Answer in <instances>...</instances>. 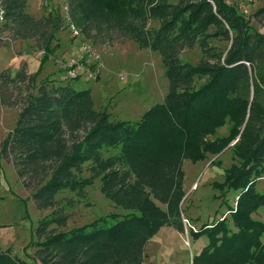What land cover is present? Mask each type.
<instances>
[{"label": "trees", "instance_id": "trees-1", "mask_svg": "<svg viewBox=\"0 0 264 264\" xmlns=\"http://www.w3.org/2000/svg\"><path fill=\"white\" fill-rule=\"evenodd\" d=\"M0 2L9 37L33 40L43 51L32 74L26 64L14 74L0 71L2 98L26 81L35 90L22 97L0 158L12 162L36 209H51L27 245L35 247V263L0 247V264H144L146 244L161 227L184 231V160L226 148L232 162L213 187L231 220L189 229L192 238L206 237L192 264H264V221L252 216L264 206V189L256 187L264 178V2L248 16L227 0H65L81 35L97 42L115 34L160 56L167 91L134 121L96 109L91 90L69 79L35 84L64 17L53 7L34 16L28 0ZM194 47L200 60H183L182 51ZM224 123L228 134L216 135ZM95 179L123 212L56 228L68 219L56 194L83 197ZM228 193L237 197L235 206L224 200Z\"/></svg>", "mask_w": 264, "mask_h": 264}, {"label": "rangeland", "instance_id": "rangeland-1", "mask_svg": "<svg viewBox=\"0 0 264 264\" xmlns=\"http://www.w3.org/2000/svg\"><path fill=\"white\" fill-rule=\"evenodd\" d=\"M227 1L235 4L240 12L248 16L264 2V0ZM62 4V0H28V10L34 16H40L46 14L50 7L60 12ZM62 23L53 42L56 45L54 52L44 63L35 84L46 77L54 84L69 79L75 88H89L94 107L96 109L107 107V111L114 119L137 120L147 108L163 100L167 91V79L163 73L160 56L156 52L148 48L141 49L134 41L115 34L111 39L104 38L97 42L83 35L74 38L68 30L65 18ZM251 23L259 28L258 22ZM9 36L10 33L2 29L0 71L8 68L14 74L26 64L27 72L34 73L43 54L42 49L33 46V40L20 41ZM84 43L90 46V50L85 53L81 50ZM181 57L183 60L196 63L200 60L201 53L198 47L185 48ZM74 61H81L84 71L79 75L69 76L68 70ZM32 91H35L32 84L26 81L11 88L4 98L0 94V144L15 124L22 97ZM219 134L220 136L228 134V123L217 128L216 135ZM231 162L232 154L229 148L215 155L208 153L205 159L197 162L184 160L185 196L181 209L189 225L182 220L183 224L185 223L183 232L172 226L164 228L160 235V240L166 243L162 248L163 252L161 248H156V244L150 243L144 255V264H189L190 257L206 244L204 235L192 238L189 229L196 231L201 224L221 220L226 215L230 222V212L226 211L222 199L217 196L220 191L213 187V182L222 181L223 169ZM87 175L88 172L84 170L83 176ZM256 187L259 190L264 189V178L257 181ZM30 194L31 189L25 187L17 178L12 162L5 157L0 158V196L3 197L0 200V247L9 248L12 255L35 263L33 257L35 247L27 245L38 218L51 209L38 211ZM223 198L229 204L234 201L232 193L225 194ZM56 199L57 205L63 206L68 214L64 227L51 225L58 229L82 225L110 212H123L100 192L97 179L86 187L83 197L63 190L56 194ZM252 216L264 221V206L259 207Z\"/></svg>", "mask_w": 264, "mask_h": 264}, {"label": "built area", "instance_id": "built-area-1", "mask_svg": "<svg viewBox=\"0 0 264 264\" xmlns=\"http://www.w3.org/2000/svg\"><path fill=\"white\" fill-rule=\"evenodd\" d=\"M62 1H63V4L60 7V12H61L62 16L66 19L68 30H69L72 37L79 38L81 36V33H80L79 29L75 26V24L69 20L67 3L65 2V0H62ZM4 22H5V9L0 2V34L2 32ZM81 50L83 53L88 52L90 50V46L87 43H84L81 46ZM83 71H84V67H83V64L81 63V61L80 62L74 61L71 65V68L68 70V75L69 76H76V75H79L80 73H82ZM87 75L91 76V74H87ZM236 200H237V197L234 198V201L232 203L234 206L236 205ZM182 220H183V222H186L189 225L188 219H186V218L184 219V217L182 216ZM189 264H192V256L190 257Z\"/></svg>", "mask_w": 264, "mask_h": 264}, {"label": "crops", "instance_id": "crops-1", "mask_svg": "<svg viewBox=\"0 0 264 264\" xmlns=\"http://www.w3.org/2000/svg\"><path fill=\"white\" fill-rule=\"evenodd\" d=\"M164 228H170L169 226H163V227H161L160 229H159V231L148 241V243L146 244V247H145V253H146V251H147V248H148V245L150 244V243H154V244H156L157 245V247L156 248H161V250H162V248H164V246L166 245V243L165 242H162V240H160V235H161V232H162V230H164ZM160 250V251H161ZM161 252H163V250L161 251ZM199 252V250H197L196 252H195V254H197ZM186 254V251L185 252H183V256ZM185 257V256H184Z\"/></svg>", "mask_w": 264, "mask_h": 264}]
</instances>
